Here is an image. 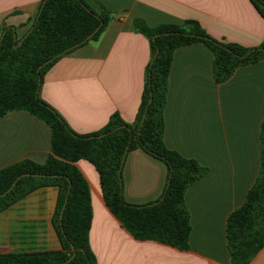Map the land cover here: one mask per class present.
Instances as JSON below:
<instances>
[{
    "label": "crops",
    "instance_id": "obj_1",
    "mask_svg": "<svg viewBox=\"0 0 264 264\" xmlns=\"http://www.w3.org/2000/svg\"><path fill=\"white\" fill-rule=\"evenodd\" d=\"M112 19L96 41L62 56L45 74L40 97L79 134L103 128L118 113L136 119L151 59L148 38L134 28L197 21L212 37L245 47L264 40V18L250 0H84ZM42 0H0L4 26L22 40L32 29ZM213 52L197 42L175 50L164 108L166 145L208 167L188 187L189 249L136 239L104 201L99 174L87 160L76 165L91 192L90 246L98 264H232L227 219L240 207L261 163L264 118V59L237 68L225 82L213 75ZM50 126L35 115L12 111L0 117V169L23 159L45 162L51 152ZM123 195L132 204L161 198L168 168L142 150L130 151L122 168ZM59 190L43 186L0 212V254L57 251L54 225ZM249 264H264V247Z\"/></svg>",
    "mask_w": 264,
    "mask_h": 264
},
{
    "label": "trees",
    "instance_id": "obj_2",
    "mask_svg": "<svg viewBox=\"0 0 264 264\" xmlns=\"http://www.w3.org/2000/svg\"><path fill=\"white\" fill-rule=\"evenodd\" d=\"M264 18V0H250ZM112 19L110 10L90 8L84 0H42L39 14L22 43L14 28L4 26L0 43V117L27 111L51 129V152L45 162L20 160L0 169V212L43 186L59 190L54 225L62 248L57 251L0 254V264H98L89 241L93 211L89 184L76 163L87 160L96 169L104 201L136 239L189 249L190 213L185 194L209 169L196 159L169 148L164 141L169 75L177 48L201 42L214 55L216 82L227 81L237 68L264 59V40L256 47L212 37L197 21L151 27L141 18L134 28L150 44L151 59L136 119L111 115L100 130L76 133L40 97L45 74L65 54L99 39ZM142 150L166 164V188L155 202L132 204L123 195L122 168L126 155ZM261 163L244 203L227 219L232 264H249L264 247V118L260 125ZM11 188V189H10Z\"/></svg>",
    "mask_w": 264,
    "mask_h": 264
},
{
    "label": "water",
    "instance_id": "obj_3",
    "mask_svg": "<svg viewBox=\"0 0 264 264\" xmlns=\"http://www.w3.org/2000/svg\"><path fill=\"white\" fill-rule=\"evenodd\" d=\"M26 35H28V34H26ZM2 37H3V35H2ZM2 37H1V39H0V43H1ZM15 38H16V35H15ZM24 38H25V37H24ZM24 38H23V39H24ZM23 39L19 42V44L22 43ZM10 189H11V188H10Z\"/></svg>",
    "mask_w": 264,
    "mask_h": 264
}]
</instances>
